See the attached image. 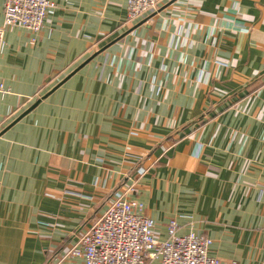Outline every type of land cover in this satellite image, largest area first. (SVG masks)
Instances as JSON below:
<instances>
[{"label":"crops","instance_id":"crops-1","mask_svg":"<svg viewBox=\"0 0 264 264\" xmlns=\"http://www.w3.org/2000/svg\"><path fill=\"white\" fill-rule=\"evenodd\" d=\"M52 1L0 40V264H83L66 254L133 184L158 240L175 220L222 264H264V0L133 23L128 0Z\"/></svg>","mask_w":264,"mask_h":264},{"label":"built area","instance_id":"built-area-1","mask_svg":"<svg viewBox=\"0 0 264 264\" xmlns=\"http://www.w3.org/2000/svg\"><path fill=\"white\" fill-rule=\"evenodd\" d=\"M167 0H128V20L138 22L156 12ZM4 24L0 40L7 28L22 27L33 34L41 32L45 20L57 9L52 0H3ZM35 43V39L31 41ZM8 91L0 86V96ZM97 183V182H96ZM133 184L122 195L109 202L104 214L81 236L66 258H83V264H222L209 253L212 240L194 233L179 234L175 220L168 224V238L155 237V222L144 212L142 203L129 199Z\"/></svg>","mask_w":264,"mask_h":264},{"label":"water","instance_id":"water-1","mask_svg":"<svg viewBox=\"0 0 264 264\" xmlns=\"http://www.w3.org/2000/svg\"><path fill=\"white\" fill-rule=\"evenodd\" d=\"M88 62L82 64L78 69H76L74 72H72V74L70 76H68L67 78H65L61 83H59L55 88H53V90H51L46 96H44L43 99H46L47 97H49L52 93H54L56 90H58L62 85H64V83L70 78L72 77L74 74H76L79 70H81ZM42 100H39L38 102H36V104L29 110L31 111L32 109H34L37 105H39V103L41 102ZM28 111V112H29ZM27 112V113H28ZM25 115V114H24ZM23 117V116H22ZM21 117V118H22ZM19 118V119H21Z\"/></svg>","mask_w":264,"mask_h":264}]
</instances>
